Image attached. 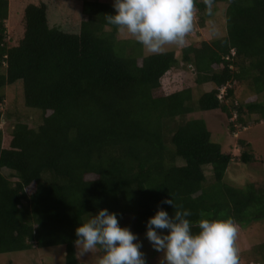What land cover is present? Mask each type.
<instances>
[{
	"label": "trees",
	"instance_id": "16d2710c",
	"mask_svg": "<svg viewBox=\"0 0 264 264\" xmlns=\"http://www.w3.org/2000/svg\"><path fill=\"white\" fill-rule=\"evenodd\" d=\"M219 3L227 34L181 50L195 83L213 85L196 100L191 87L161 90L179 64L175 51L145 56L137 42L122 50L105 19L113 0H0V92L21 80L25 107L40 112L37 125L0 128V254L60 245L66 263L78 264L81 222L107 208L122 227L146 233L158 208L174 215L161 203L171 197L192 212L193 231L201 213L264 220V180L227 183L232 153L204 119L189 117L218 109L230 133L264 120V103L238 93L241 85L264 93V0H214L213 13ZM195 13L208 31L203 0ZM238 143L242 162L258 161L251 142ZM255 249L254 264H264V243Z\"/></svg>",
	"mask_w": 264,
	"mask_h": 264
},
{
	"label": "clouds",
	"instance_id": "9594fccd",
	"mask_svg": "<svg viewBox=\"0 0 264 264\" xmlns=\"http://www.w3.org/2000/svg\"><path fill=\"white\" fill-rule=\"evenodd\" d=\"M203 3L212 15L214 0ZM113 8L114 14H106V21L126 30L147 53L164 54L167 45L188 46L196 0H113ZM212 31L216 34L215 26ZM161 203L172 205L174 215L158 208L148 219L145 234L152 248L161 253L159 264H240L239 225L234 217L206 218L201 213L195 224L198 231H193L189 209L172 197ZM75 233L77 259L99 254L95 264H147L138 235L128 226L122 227L117 214L107 208L81 222Z\"/></svg>",
	"mask_w": 264,
	"mask_h": 264
},
{
	"label": "rangeland",
	"instance_id": "374dc122",
	"mask_svg": "<svg viewBox=\"0 0 264 264\" xmlns=\"http://www.w3.org/2000/svg\"><path fill=\"white\" fill-rule=\"evenodd\" d=\"M213 16L207 19L208 31H203L198 23V18L195 13L194 28L188 35V43L194 42L197 39L206 38L211 41L213 39L225 36L227 34L226 20V4L219 3ZM215 26L216 34H213L212 28ZM117 40L122 45V50L127 53H133L135 50L136 41L126 30H119ZM175 51L179 58V64L174 67L168 76L163 80L162 92L168 93L174 89L182 87H191L193 89L194 98L197 100L204 92L213 88L211 83L197 85L194 80L192 68L182 61V47L176 45H167L166 51ZM125 54V53H124ZM143 54L150 55L143 49ZM128 55V54H125ZM5 90L0 92L4 94V100L0 104V111L3 112L0 121V128L3 130L11 129L13 125L22 119L27 121L30 126L37 125L40 122V112L37 109L25 107L23 84L19 80L14 85L5 87ZM161 93V92H158ZM240 100L255 101L264 103V93L262 95L249 92L245 85L239 88ZM18 111L22 113L18 114ZM18 114V115H17ZM18 116H21L18 118ZM189 117L202 118L206 121L209 129L212 132V140L220 142L226 152L233 155V159L229 164V171L226 174L225 181L237 188H246V186L255 181L264 180V120L261 122H250L246 128L236 127L234 133H230L228 119L220 110L198 111L192 113ZM236 120L232 118L230 121ZM244 138L252 143L253 150L258 156V161L252 163H244L239 158L240 147L238 140ZM210 177L211 171H206ZM244 226V227H242ZM242 228V229H240ZM239 233L236 245L239 249L240 264H254L260 261L261 255L255 247L260 243H264V220L259 224H244L239 225ZM138 235L143 244L142 251L145 253L147 264H159L161 253L155 251L150 242L146 238V233H135ZM77 253V248H76ZM63 246H52L35 248L24 251H15L0 254V264H67ZM99 254H88L78 259V264H95Z\"/></svg>",
	"mask_w": 264,
	"mask_h": 264
},
{
	"label": "built area",
	"instance_id": "2783aa9c",
	"mask_svg": "<svg viewBox=\"0 0 264 264\" xmlns=\"http://www.w3.org/2000/svg\"><path fill=\"white\" fill-rule=\"evenodd\" d=\"M225 92H226V86H224L223 88H221V92L219 94V97L222 98Z\"/></svg>",
	"mask_w": 264,
	"mask_h": 264
}]
</instances>
